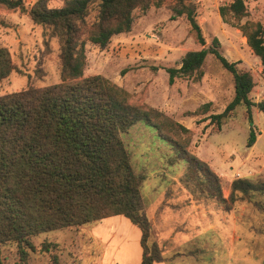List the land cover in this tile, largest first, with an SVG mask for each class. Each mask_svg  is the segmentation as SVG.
<instances>
[{"label": "rangeland", "instance_id": "374dc122", "mask_svg": "<svg viewBox=\"0 0 264 264\" xmlns=\"http://www.w3.org/2000/svg\"><path fill=\"white\" fill-rule=\"evenodd\" d=\"M37 1L24 3L29 8ZM232 1L190 0L204 45L186 15L172 8L176 0L135 10L131 30L114 35L105 47L86 43L84 76L101 74L128 91L136 104L159 110L173 139L164 140L144 122L122 134L135 172L144 177L148 247L152 253L153 245L158 247L154 255L164 264H264V196L218 201L219 190L229 197L235 179L264 180V114L252 106L250 119L240 105L220 129L211 121L210 115L222 113L234 97L233 75L212 54L199 71L173 83L167 71L180 67L187 51L209 48L217 38L219 51L239 70L252 73V101L264 99V66L239 28L248 20L264 27V0H244L248 15L224 20L219 7ZM63 2L46 0L49 8ZM0 48L9 57L0 95L60 82L61 42L27 12L0 6ZM251 129L256 142L247 147ZM191 157L198 163L190 167ZM212 172L219 185L208 178ZM141 239V228L124 216L55 229L33 238L36 250L29 252V264H51V253L62 264H140ZM48 242L54 246L45 252ZM2 258L4 264H23L15 244L3 247Z\"/></svg>", "mask_w": 264, "mask_h": 264}, {"label": "trees", "instance_id": "16d2710c", "mask_svg": "<svg viewBox=\"0 0 264 264\" xmlns=\"http://www.w3.org/2000/svg\"><path fill=\"white\" fill-rule=\"evenodd\" d=\"M165 1L64 0L61 7L49 8L46 0H38L28 8L24 0H0V6L27 12L61 42L60 82L0 95V264H4L5 245L15 244L20 261L29 264L37 235L114 216H124L141 228L140 264L158 261L154 255L158 247L153 245L152 253L147 243L150 229L145 228L141 199L144 177L135 172L122 134L144 122L164 140L173 139L166 134L159 110L136 104L128 91L101 74L84 76V69L87 42L105 47L114 35L131 30L135 10L161 7ZM172 8L186 15L204 45L190 0H176ZM219 12L224 20L227 15L238 21L248 15L244 0L223 4ZM239 28L264 66L263 25L248 20ZM219 46L214 38L211 47L187 51L180 67L167 71L173 83L175 77L199 71L212 54L233 75V99L222 113L210 115L220 129L240 105H245L250 119L252 106L264 114V99L252 101V73L239 70L237 62L229 61ZM8 68V52L0 48L1 78L7 76ZM172 125L186 130L180 123ZM255 142L251 129L247 147ZM190 163L198 160L191 157ZM208 178H215L219 185L213 172ZM256 195L264 196V180L239 178L232 181L229 197L219 190L218 201L234 203ZM53 246L44 243L42 249L50 252ZM51 264H62L55 253H51Z\"/></svg>", "mask_w": 264, "mask_h": 264}, {"label": "crops", "instance_id": "0c3cea01", "mask_svg": "<svg viewBox=\"0 0 264 264\" xmlns=\"http://www.w3.org/2000/svg\"><path fill=\"white\" fill-rule=\"evenodd\" d=\"M196 261V263H198V260L197 258L193 257V263ZM141 262V261H140ZM154 264H164L163 261H160V262H155ZM199 264V263H198Z\"/></svg>", "mask_w": 264, "mask_h": 264}]
</instances>
